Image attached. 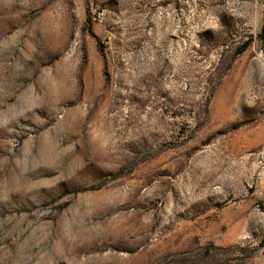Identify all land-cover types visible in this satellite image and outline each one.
<instances>
[{"label": "rangeland", "instance_id": "1", "mask_svg": "<svg viewBox=\"0 0 264 264\" xmlns=\"http://www.w3.org/2000/svg\"><path fill=\"white\" fill-rule=\"evenodd\" d=\"M264 0H0V264H264Z\"/></svg>", "mask_w": 264, "mask_h": 264}, {"label": "built area", "instance_id": "2", "mask_svg": "<svg viewBox=\"0 0 264 264\" xmlns=\"http://www.w3.org/2000/svg\"><path fill=\"white\" fill-rule=\"evenodd\" d=\"M259 165H260V172H259V177L260 178H264V156H262L260 159H259Z\"/></svg>", "mask_w": 264, "mask_h": 264}, {"label": "trees", "instance_id": "3", "mask_svg": "<svg viewBox=\"0 0 264 264\" xmlns=\"http://www.w3.org/2000/svg\"><path fill=\"white\" fill-rule=\"evenodd\" d=\"M261 39L264 41V24H263V27H262V36H261Z\"/></svg>", "mask_w": 264, "mask_h": 264}]
</instances>
